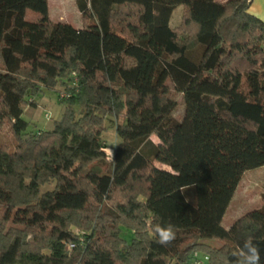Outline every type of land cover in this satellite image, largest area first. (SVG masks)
Returning <instances> with one entry per match:
<instances>
[{
	"label": "trees",
	"instance_id": "trees-1",
	"mask_svg": "<svg viewBox=\"0 0 264 264\" xmlns=\"http://www.w3.org/2000/svg\"><path fill=\"white\" fill-rule=\"evenodd\" d=\"M251 2L80 0L75 27L52 21L48 0H0V134L16 141L0 144V264H190L194 252L237 264L248 239L264 264V193L222 225L243 174L264 166V22ZM59 85L60 117L27 131V97ZM117 113L108 157L101 134ZM157 225L174 226L168 246Z\"/></svg>",
	"mask_w": 264,
	"mask_h": 264
},
{
	"label": "rangeland",
	"instance_id": "rangeland-1",
	"mask_svg": "<svg viewBox=\"0 0 264 264\" xmlns=\"http://www.w3.org/2000/svg\"><path fill=\"white\" fill-rule=\"evenodd\" d=\"M80 0H48L49 16L54 22H66L75 27L82 25V12L79 7ZM222 1V0H218ZM183 7L177 6L171 15L170 26L176 27L181 22ZM25 19L27 21H35L37 14L31 10H27ZM170 87H172L170 85ZM66 91L63 85H59L55 90L41 88V91L34 95L28 96V99L34 100L35 105H29L25 108L23 118L28 122L27 131L40 132L52 128V123L56 118L60 117L63 112L64 104L62 99L65 97ZM178 106L171 115L174 121L181 120L184 112L182 97L178 100ZM124 124L122 114L107 115L105 118L106 131L101 134L102 142L108 157L113 153L114 148L120 142L116 135V129ZM154 142H158L156 136H151ZM6 143L11 150L16 146V141L10 135L8 130L0 134V144ZM109 160V159H108ZM53 184H45L42 190L52 188ZM186 198L194 203L195 195L193 187L183 189ZM264 193V166L246 171L238 183L235 194L226 211V215L222 221L225 227L230 225L236 217L241 216L246 211L256 209L261 205L262 194ZM73 230L75 229L72 228ZM123 236L131 237L132 231L123 228ZM211 245L219 246L221 242L217 240L205 241Z\"/></svg>",
	"mask_w": 264,
	"mask_h": 264
},
{
	"label": "clouds",
	"instance_id": "clouds-1",
	"mask_svg": "<svg viewBox=\"0 0 264 264\" xmlns=\"http://www.w3.org/2000/svg\"><path fill=\"white\" fill-rule=\"evenodd\" d=\"M157 243L162 246H168L176 238V231L174 226H160L154 228ZM232 255L236 258L237 264H261L260 249L251 239L245 240L237 252Z\"/></svg>",
	"mask_w": 264,
	"mask_h": 264
},
{
	"label": "crops",
	"instance_id": "crops-1",
	"mask_svg": "<svg viewBox=\"0 0 264 264\" xmlns=\"http://www.w3.org/2000/svg\"><path fill=\"white\" fill-rule=\"evenodd\" d=\"M248 12L264 22V0H252L249 5ZM226 215V213H225ZM225 217V216H224ZM223 217V219H224ZM236 217L235 219H237ZM231 225V224H230ZM230 225L225 226V228H229Z\"/></svg>",
	"mask_w": 264,
	"mask_h": 264
},
{
	"label": "built area",
	"instance_id": "built-area-1",
	"mask_svg": "<svg viewBox=\"0 0 264 264\" xmlns=\"http://www.w3.org/2000/svg\"><path fill=\"white\" fill-rule=\"evenodd\" d=\"M72 77H74V81L72 82V85L77 86L76 74L74 72H72ZM68 247L71 248L72 245L70 244ZM207 258L208 257L206 255H201L198 252H194L190 264H207L208 261Z\"/></svg>",
	"mask_w": 264,
	"mask_h": 264
}]
</instances>
